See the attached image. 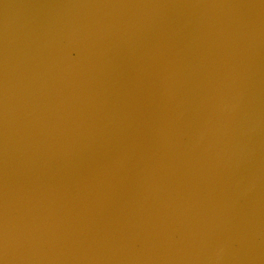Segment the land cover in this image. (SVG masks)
Returning a JSON list of instances; mask_svg holds the SVG:
<instances>
[{
  "label": "water",
  "instance_id": "1",
  "mask_svg": "<svg viewBox=\"0 0 264 264\" xmlns=\"http://www.w3.org/2000/svg\"><path fill=\"white\" fill-rule=\"evenodd\" d=\"M0 264H264V0H0Z\"/></svg>",
  "mask_w": 264,
  "mask_h": 264
}]
</instances>
